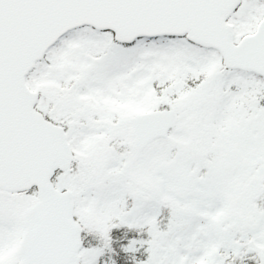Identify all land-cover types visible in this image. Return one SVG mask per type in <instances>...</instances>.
Segmentation results:
<instances>
[{
  "label": "snow or ice",
  "instance_id": "snow-or-ice-1",
  "mask_svg": "<svg viewBox=\"0 0 264 264\" xmlns=\"http://www.w3.org/2000/svg\"><path fill=\"white\" fill-rule=\"evenodd\" d=\"M0 264H264V0H0Z\"/></svg>",
  "mask_w": 264,
  "mask_h": 264
}]
</instances>
